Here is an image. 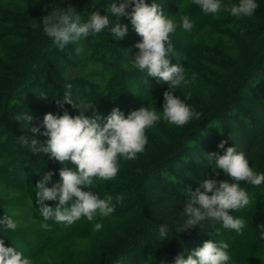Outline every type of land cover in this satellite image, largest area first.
Wrapping results in <instances>:
<instances>
[{
	"label": "trees",
	"instance_id": "16d2710c",
	"mask_svg": "<svg viewBox=\"0 0 264 264\" xmlns=\"http://www.w3.org/2000/svg\"><path fill=\"white\" fill-rule=\"evenodd\" d=\"M112 2L119 0H0V185L10 186L13 191L22 189L16 200L26 206L31 225L21 223L24 227L18 224L10 230L0 224V239L23 254L32 253L33 264H64L56 250L68 242L71 230L73 235L75 230L81 231L88 220L83 218L77 229L79 221L68 226L43 220L36 203V182L48 170L54 173L53 182L59 181V169L64 166L52 162L44 153L31 154L17 142L18 137L23 134L29 136V141L34 138L41 142L42 135L33 134L30 126L40 125L43 130L40 121L45 113L62 115L66 109L69 115L79 114L80 109L68 104L61 109L56 103V99L63 98L68 84L72 85L74 99L91 100L98 107L114 89L120 88L125 99L130 97L129 90L151 81L146 72L131 66L139 51L135 44L141 37L127 17L117 21L106 13ZM152 2L160 4L164 14L177 24L185 15L192 21L199 11L192 0H145ZM238 2L221 0L226 6ZM256 3L259 7L251 17L237 18L223 10L215 16L208 15L203 27L214 38L211 35L208 43L199 48L195 74L200 86L211 81V86L219 90L206 93L202 87L181 93L185 103L200 113V120L193 118L178 127L161 119L146 129L148 143L144 152L134 160L121 158L116 178L98 182L96 190L103 196L124 197L110 218L120 228L99 237L93 259L84 258L80 264H174L178 254L187 258L206 240L228 243V252L234 253L229 264H264V183L256 187L240 182L252 201L246 209L232 213L245 220L244 235L208 221L176 231L188 218L183 212L188 193L201 180L207 176L232 182L223 172L214 176L207 163L206 154L224 153L225 149L217 147L221 140L226 141L225 148L235 146L243 152L255 172L264 173V0ZM69 6L82 23L93 10L108 14L111 23L101 33L60 49L43 33L39 23L53 8ZM116 22L127 25L123 39L111 33ZM182 29L177 28L171 42ZM236 37L248 38L251 45L247 50L228 48ZM77 48L81 49L79 53ZM101 49L105 50V60L98 58ZM188 92L190 99L186 98ZM89 110L84 114L90 117ZM21 114L34 117L29 126L17 120ZM10 199V195L0 194V219L7 215L5 208ZM45 203L55 207L58 201ZM42 223H48L50 230L41 228ZM163 224L169 228L166 238L159 235ZM31 228H36L34 233L29 231ZM32 234L38 238L32 240ZM39 241L51 246L42 244L40 248Z\"/></svg>",
	"mask_w": 264,
	"mask_h": 264
},
{
	"label": "clouds",
	"instance_id": "9594fccd",
	"mask_svg": "<svg viewBox=\"0 0 264 264\" xmlns=\"http://www.w3.org/2000/svg\"><path fill=\"white\" fill-rule=\"evenodd\" d=\"M192 3L198 5L205 14L215 16L223 10L237 18L251 17L259 7L256 0H239L231 6L224 5L221 0H192ZM129 8L131 11L127 10ZM75 13L71 6L53 8L41 18L39 24L43 26V33L63 49L70 43H76L90 34H99L108 28L111 23L108 14L116 17L117 21L121 17H127L137 35L141 37L135 44L139 51L132 58L131 66L146 72L147 77L167 84L168 90L163 92L162 113H158L155 107L142 106L125 116L119 108L114 107L103 117L105 122L101 125L98 123L101 117L95 111L91 117L84 114L89 109L95 110L92 101L74 99L72 85L68 84L63 98L56 99V103L61 109H64V104L80 109L79 114L69 115L66 109L62 115L45 113L40 121L43 130L40 125L30 126L33 134L47 137L43 143L34 138L29 141V136L23 134L18 137L17 142L31 154L46 153L50 159L61 164L71 162L76 166L75 170L61 167L57 182L52 180L53 171L48 170L35 185L36 203L43 220H53L68 226L82 217L88 221L95 220L97 216L106 218L115 211L116 204L123 203L122 194L115 197L109 195L102 199L96 191H84L81 186L96 189L98 182L115 179L121 158L134 160L138 154L144 152L148 143L146 129L154 127L161 119L178 127L188 124L193 118L200 120L199 112L174 95L176 89L193 83L197 78L193 73L189 79L186 69L179 63H172L170 58L177 55L171 36L178 27L186 31L193 27L188 16H181L180 24H177L174 19L164 14L160 4H148L145 0L112 2L106 9L108 14L101 15L99 11L93 10L90 18L83 23ZM127 32V25L118 22L111 27L115 38L123 39ZM76 51L79 53L81 49L77 48ZM186 98H191V92L187 93ZM17 120H22L29 126L34 117L21 114L17 116ZM225 144L226 141L221 140L217 145L218 148L225 149L222 155L211 152L206 154V159L214 176L218 177L223 172L232 182L207 176L201 180L199 186L188 193L183 209L188 218L176 231L208 221L219 223L225 230H234L238 234L243 232L245 220L232 213L246 209L252 201L247 191L240 186V182L258 187L264 183V173L255 172L243 152L237 151L235 146L225 148ZM45 201H58V204L53 207ZM0 224L10 230L18 227L17 222L7 215L0 219ZM102 226L101 220L94 224L93 230L99 231ZM41 228L50 230V225L42 223ZM168 232L167 224L160 226L161 238H166ZM215 233L218 235L219 229ZM228 248V243L206 240L202 246L192 250L187 258L178 254L174 264H229L231 256ZM0 264H33V261L16 248L5 246L4 240L0 239Z\"/></svg>",
	"mask_w": 264,
	"mask_h": 264
},
{
	"label": "rangeland",
	"instance_id": "374dc122",
	"mask_svg": "<svg viewBox=\"0 0 264 264\" xmlns=\"http://www.w3.org/2000/svg\"><path fill=\"white\" fill-rule=\"evenodd\" d=\"M208 15L205 14L201 8L199 7L198 13L193 17V27L190 31H186L182 29V31L179 33V36L177 39L173 40L171 42L173 44L174 50L177 55L171 56L172 63H179L181 64L187 71V76L189 79H191V76L193 73H195V70L199 64L198 56L200 55L201 51L199 48H201L205 43H208L209 38L211 37L212 33L209 29L206 27H203V24L205 22L208 23ZM214 24V23H213ZM98 38V37H97ZM212 38L214 36L212 35ZM241 37L233 38L234 40L231 41L230 45L228 46L229 49H235L237 46L247 50L248 47L251 45L249 44L247 37H242L246 39H240ZM97 40H100L99 38ZM100 48V47H99ZM10 49H8L9 51ZM102 51V52H101ZM103 49L100 50L98 53V58L100 60H105V54ZM0 53H2L0 51ZM201 64V63H200ZM151 78V81L148 84H145L140 87H136V89H131L128 92L130 93V97H127L124 99V96L121 94L120 88L114 89L112 94L110 96L104 97L101 100L102 106H96L95 110H92V115H94V111L99 114L101 117L100 120H98V123L103 125L105 122L103 117H106L111 110L114 107L119 108L125 116L129 114L130 111L136 110L140 107H148L152 108L155 107L156 111L158 113H162L163 111V104H164V98H163V92L168 90L167 84L163 82H159L155 78ZM96 82V81H95ZM198 77L193 83L188 84L187 86H181L180 88L176 89L174 95H177L182 100L184 97H181V93L195 89L200 90V88L203 87V89L208 92L217 91L218 88H214L211 86L212 82L210 81L208 84H203V86H200L198 84ZM200 83V82H199ZM211 83V84H210ZM213 85V84H212ZM112 97V102L110 98ZM110 100V102H108ZM186 100V99H185ZM100 103V104H101ZM117 104V106H115ZM90 116V117H91ZM47 137L42 135L41 143L45 142ZM46 157L49 158L48 154L44 153ZM50 159V158H49ZM52 162H55L56 160L50 159ZM64 167H71L75 170L76 166L72 163L69 164H61ZM8 186V185H7ZM82 190L84 191H93L97 192L100 195V198L106 197L103 196L102 191L98 192L96 189H92L90 186H81ZM10 186L5 187L0 185V194H6L10 195V203L5 208V212L8 216L12 217V219L17 222L20 226L24 227L21 223H24V225L31 226L30 223V215L27 214L26 206L22 205L20 200H16V197L21 193L22 189L13 191L11 190ZM29 219H28V216ZM112 215L101 218L97 216L95 220L93 221H87V223L84 225L83 228H81V231L75 230L73 235V230L70 232V238L67 243L63 244L62 249L56 250V252H59V256L64 260V264H80L83 262L84 258L88 261L92 260L95 254V248L97 245L100 244V238L103 236L109 235L113 230H118L120 228V225L114 221H110V218ZM83 217L78 220L79 223H76V229L78 227V224L82 221ZM102 220V228L99 231H94V224L97 222H101ZM36 230V228H31L29 231L31 233H34L33 231ZM241 235H244V232L241 233ZM38 237L37 235L32 234L31 239L36 240ZM4 239V243H5ZM6 244V243H5ZM42 244L44 246H51L50 243L46 242H40L39 245L40 248L42 247ZM37 253V252H36ZM230 256L231 254H234L233 252H229ZM24 256L30 258L32 256V253H24Z\"/></svg>",
	"mask_w": 264,
	"mask_h": 264
}]
</instances>
